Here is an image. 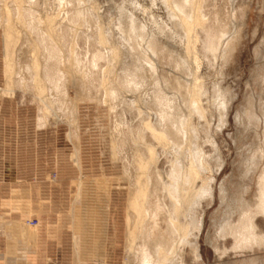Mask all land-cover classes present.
Here are the masks:
<instances>
[{
	"label": "rangeland",
	"instance_id": "374dc122",
	"mask_svg": "<svg viewBox=\"0 0 264 264\" xmlns=\"http://www.w3.org/2000/svg\"><path fill=\"white\" fill-rule=\"evenodd\" d=\"M26 1L25 7L35 8L40 18L55 17L56 27L61 29L70 23L71 28H77L75 35L66 26L67 37L64 35L62 44L67 55L74 38L83 57H91L98 50L107 52L108 47L98 42L104 32L121 54L111 78L125 74L126 66H129L126 72L134 74L136 62L141 60L147 74L157 80L170 79L166 85L170 95L176 93L173 87L176 79L185 83L192 79L190 72L188 75L176 67L180 58L185 57V45L180 28L162 0ZM204 3L206 24L212 23L219 31L227 29L217 58L204 51L206 37L201 32L199 67L194 66L204 85L202 104L207 114L205 117L194 114L192 122L199 131L196 141L210 163L211 170L205 176L210 178L213 195H204L194 218L187 219L188 241L171 255L169 264H264V246L236 250L229 233L231 225L238 222L244 200L255 206L258 178L264 168L262 160L255 166L252 164L253 155L264 145V0ZM2 4L0 0V7ZM9 4L18 15L17 3L10 0ZM77 9L83 10L85 21L66 16L68 10ZM2 16L0 12V206L3 195L9 196L6 203L20 211L27 204L32 205L33 197H42L40 207L45 217L40 224L60 226L64 231L60 242L49 245L47 264H136L127 251V217L129 214L133 222L135 216L128 211L129 176L123 160L114 159L111 141L112 136L118 135L117 122L139 123L136 106L130 105L131 101L141 104L142 110L156 121L152 85L126 92L129 103L126 104L106 102L97 82L87 90L83 84L71 82L70 98L80 99L74 128L64 117L57 118L60 119L57 122L50 118L47 126H40L39 104L32 90L24 92L20 88L14 96L2 94L6 87ZM20 42H24V36ZM25 47L26 44L27 50ZM145 60L153 65L152 71ZM99 77L93 74L94 81ZM71 117L73 122L75 117ZM151 138L149 135L148 141L157 144ZM76 146L79 165L74 158ZM157 148L159 168L170 183L167 176L171 174L172 155H166L161 146ZM199 217L202 227L198 233ZM32 218L38 219L37 216L28 219ZM28 219L0 218V234L36 244L39 225L33 241L22 236L17 225L23 222L34 227L28 224ZM257 223L264 233V216H259Z\"/></svg>",
	"mask_w": 264,
	"mask_h": 264
},
{
	"label": "bare ground",
	"instance_id": "6f19581e",
	"mask_svg": "<svg viewBox=\"0 0 264 264\" xmlns=\"http://www.w3.org/2000/svg\"><path fill=\"white\" fill-rule=\"evenodd\" d=\"M9 1L3 0L4 6L2 4L0 7L6 64V87L2 94L14 96L17 89H24V92L32 90L39 104L40 126H47L50 118L57 122L60 120L57 118L64 117L74 128L73 125L78 120L80 99L70 98L68 85L71 82L83 84L85 90L94 88L97 82V88L104 92L106 102L113 100L126 104H129L126 92H134L146 84L152 85L156 121L153 122L149 113L142 110L141 104L131 101L130 105L136 106L140 121L138 120L137 125L124 120L117 122L115 129L118 130V135L116 138L112 136L111 144L114 159L123 160L124 171L129 176L128 211L135 213L133 222L129 214L127 217V251L134 256L136 264H169L171 255L188 241L190 221L187 219L194 218L204 195H213L210 178L205 176L206 171L211 170L210 163L196 141L199 131L192 122L194 114L201 117L207 114L202 104L204 85L194 66L199 67L198 43L201 32L206 37L204 51L217 58L227 29L219 31L212 23L206 24V15L203 14L205 0H162L180 28L185 45V57L180 58L176 67L179 71L187 72L188 75L190 72L192 75V79L186 83L176 79V83H173L176 93L170 95L166 90L170 79L160 77L157 80L153 75L147 74L141 60L136 62L134 74H128L126 70L129 66H126L123 67L125 74H116L115 78H111V73L115 74L116 63L121 61V54L104 32L100 33L98 42L108 47L107 52L98 50L91 57H83L76 49L77 40L74 38L67 55L62 44L64 35L67 37L66 26L75 35L77 28H71L70 23L61 29L56 27L53 24L55 17L46 15L40 18L35 8L25 7L26 0H14L18 12L15 15ZM70 11H67L66 16H72V19L81 17L85 21L83 10ZM22 36L24 42L21 43ZM24 44L27 50L24 49ZM101 61H105V65H101ZM148 64L147 67L152 71L153 65L150 62ZM93 74L100 75L99 79L94 81ZM71 116L75 117L73 122ZM149 135L158 145L148 141ZM157 146H161L166 155H172L171 174L167 176L170 183L166 181L165 172L159 168ZM78 153L79 148L76 146L74 158L79 165ZM252 158L254 166L260 160L264 161V145ZM168 201H171L170 205ZM242 205L238 222L232 224L229 231L234 239V249L260 248L264 246V233L259 230L257 219L264 216V168L258 178L255 206L245 200ZM196 223L199 233L202 218L199 217ZM17 225L22 236L35 240L39 222L34 227L23 222ZM197 249L198 247L196 251Z\"/></svg>",
	"mask_w": 264,
	"mask_h": 264
},
{
	"label": "crops",
	"instance_id": "0c3cea01",
	"mask_svg": "<svg viewBox=\"0 0 264 264\" xmlns=\"http://www.w3.org/2000/svg\"><path fill=\"white\" fill-rule=\"evenodd\" d=\"M9 196L3 195L0 206V218L5 219H28L30 216H37L39 219V236L36 244L29 245L24 238L8 239L4 234H0V264H47L49 245L53 242L61 241L63 237L62 227H50L40 224V219H44V212L40 207L42 197H33L32 205H26L23 211L12 208L6 203ZM31 206V207H30ZM61 228V229H60Z\"/></svg>",
	"mask_w": 264,
	"mask_h": 264
},
{
	"label": "built area",
	"instance_id": "2783aa9c",
	"mask_svg": "<svg viewBox=\"0 0 264 264\" xmlns=\"http://www.w3.org/2000/svg\"><path fill=\"white\" fill-rule=\"evenodd\" d=\"M28 224L32 225V226H36L38 225V219L37 218H32V219H28L27 220Z\"/></svg>",
	"mask_w": 264,
	"mask_h": 264
}]
</instances>
